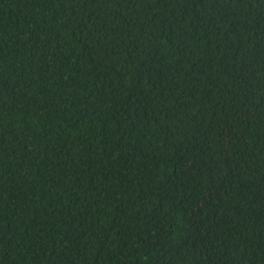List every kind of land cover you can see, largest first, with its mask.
<instances>
[{
  "label": "trees",
  "instance_id": "16d2710c",
  "mask_svg": "<svg viewBox=\"0 0 264 264\" xmlns=\"http://www.w3.org/2000/svg\"><path fill=\"white\" fill-rule=\"evenodd\" d=\"M0 264H264V0H0Z\"/></svg>",
  "mask_w": 264,
  "mask_h": 264
}]
</instances>
